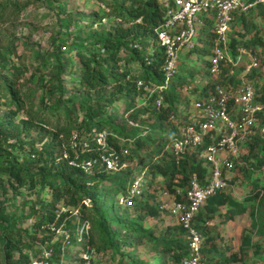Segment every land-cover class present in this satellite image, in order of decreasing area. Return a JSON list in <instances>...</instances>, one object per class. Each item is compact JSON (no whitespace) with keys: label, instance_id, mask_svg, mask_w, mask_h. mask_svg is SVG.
<instances>
[{"label":"trees","instance_id":"1","mask_svg":"<svg viewBox=\"0 0 264 264\" xmlns=\"http://www.w3.org/2000/svg\"><path fill=\"white\" fill-rule=\"evenodd\" d=\"M100 1L104 3L108 16L117 21V25L109 33L91 34L85 39H82L83 31L80 29L71 39L70 31L64 29L66 26L61 21V30L57 39H54L55 42L58 41L55 55L59 61L58 67L65 64L59 54L62 46H66V54L72 55L70 60H66L69 78L62 76V68L54 71L52 78L43 81L42 87L38 89L41 92L38 101L35 100L33 88L27 87V81L32 82L35 73L30 75L25 63H10L8 57L0 54V107L2 104L7 105L9 116L12 117L23 114L19 124L26 137H30L29 141L23 143L19 134L9 131L8 127L16 122L10 118L8 124V118H0V186L3 191L7 187L16 192L26 188L31 193L47 190L51 195L49 201H40L38 206L27 202L30 214L35 216L32 233L28 229H17L9 221L6 209L0 212L3 228L0 248L4 264H30V257L24 248L31 247L38 234L56 235L55 231L62 225L72 227L71 237L63 241V251L62 245L53 251L54 264H86L88 258L91 261L93 250L100 252L104 248L119 251V248L124 250L125 246L134 241L144 240L160 246L164 264H180L188 254L183 240L159 238L143 227H129L128 224L124 226L128 227L129 234L133 235L131 240L134 241H129L128 235L122 241L112 229L113 225H119L120 222L104 214L102 198L122 193L132 202L143 196L156 199L147 178L153 180L160 177L162 186L166 188L165 192L180 199L181 193L188 189L192 175L197 174L202 182L205 181L209 166L201 156L204 148L192 150L178 159L168 145L179 136V126L183 122L179 117L181 90H186L190 81H202V73L210 71L212 46L197 45L188 52L187 57L191 56V59L197 53L202 55L198 66L186 69L180 66L177 75L171 79L170 86L161 89L165 82L166 57L164 49L157 43L155 29L164 21L166 11L160 0ZM255 10L259 17L264 18V3H259L248 14L235 15L231 40L233 50L236 45L248 48L264 45V40L257 33L249 41L242 43L246 36L243 29L245 26L249 27L247 22ZM71 15L79 21H89L92 25L106 20L98 14L89 17L78 13ZM2 16L3 11L0 12V18ZM212 37L210 30L201 41L207 42ZM12 51L13 49L10 50ZM259 67L260 64L247 75L256 89ZM209 78L206 79L209 84L204 87V95L217 84L228 85L233 82L234 76L227 77L224 71L219 78ZM139 79L143 80L144 88H137L136 81ZM146 87L152 91H148ZM194 88L198 90L197 85ZM75 93H80L83 98L76 99ZM140 98L141 103L138 101ZM256 98L264 104V89L260 94L257 89ZM262 115L260 112L254 134L243 154V158L248 159V156L257 152L254 156L257 158L259 171L264 170V156L262 152L258 153L260 138L256 136L255 130ZM150 117H154L153 125L157 123V127L141 124L143 119ZM164 123L166 129L162 127ZM32 131H37L34 137H31ZM102 131L107 133L108 141L114 149L128 150L127 156L122 160L129 162L138 158L145 165V173L148 175L144 177L140 194L130 193L137 176L131 181L128 179V173L131 172L129 166L120 171H109L99 162L92 173L87 174L71 163L76 160V155L101 161L106 153L91 141V137ZM75 134L81 140L73 148L72 139ZM18 141L19 145L27 148V155L22 159L13 155ZM248 164L247 162L248 172L249 169L256 170L254 165ZM149 183L152 184V181ZM244 198V201H238L227 191H220L211 196L196 215V228L200 232L207 229L206 236L201 232L204 238L201 264L242 262L249 250L247 248L252 246V236L245 229L237 251L221 247L219 241H223V238L219 232L214 234L209 227L211 222L226 224L237 215L247 213L256 231L264 233V180L257 179ZM137 203L149 217L159 218L164 211L158 203ZM60 205L66 210L61 211ZM74 209L80 211L79 220L72 216ZM178 224L180 233L186 234L183 226L179 222ZM169 228L172 227H168L167 231Z\"/></svg>","mask_w":264,"mask_h":264},{"label":"rangeland","instance_id":"2","mask_svg":"<svg viewBox=\"0 0 264 264\" xmlns=\"http://www.w3.org/2000/svg\"><path fill=\"white\" fill-rule=\"evenodd\" d=\"M1 11H3V16L0 18V54L2 53V55L8 57L10 63H25L29 68L30 75L31 73H35L36 76L34 80H32V82L27 81V87H31L33 91H35L36 101L39 100L41 95L38 89L42 87L43 81L52 78L54 71L62 68V76L66 79L69 78V67L66 64V60H70L72 55L66 54V46H62L59 54L65 64L60 67H58L59 61L56 59L57 56L55 55L57 53L55 48L58 41L55 42L54 39H57L56 36L59 30H61V21H63L66 26L64 29L70 31L71 39L74 38L80 29L83 31L82 39H85L91 34L109 33L117 25V21L108 16L107 9L100 0H0V12ZM72 13H78L85 17L98 14L105 17L106 20L92 25L89 21H79L71 15ZM247 23H249V27L247 28L245 26L243 29V31L246 32V36L242 39V43L249 41L255 33L264 40V18L259 17L256 10L250 15ZM86 25H89V27ZM205 30H208V28ZM206 33L207 31L200 30L199 37L202 39ZM208 40L207 42L200 40L198 46H212V39ZM249 48L257 50L260 57V67L256 73L257 89L260 94L262 89H264V45L251 46ZM11 49H13L12 52H10ZM187 54L188 52L183 56V62L182 65H180L182 69L197 67L202 55L197 53L191 59V56L189 55L190 57H187ZM247 59V57H244L243 62ZM73 63L75 65L77 64V62ZM240 69L242 70L243 68ZM230 75L231 74H226L227 77ZM200 77H202L203 80L207 79L210 77V73L206 71L202 73ZM236 82L237 80L234 76L233 82L229 83L234 85ZM188 84V87L192 86L193 88L190 91H186L183 88L181 90L182 100L180 104L181 107L179 106V117L182 116L183 107L190 106L197 91L194 87L199 85L195 83L194 80L193 82L190 81ZM75 95H77L76 99L78 100L83 98V95L80 93H75ZM138 101L141 103L142 99L140 98ZM2 103H4V100H2ZM261 112L263 115L259 118L258 128L255 131L256 136L260 138L258 153L262 152L264 156V104L262 105ZM9 115L8 106L2 104L0 107V118L4 116L8 118V124L10 120L16 122V124L8 127L9 131L19 134L23 143L29 141L30 137H26L25 132L22 131L21 125L19 124L20 119L24 117V115L19 114L13 117ZM153 120L154 117L146 118L143 119L141 124H148L152 127L155 125L157 127V123L153 125ZM162 127L166 129V123L162 124ZM128 129L131 128L128 127ZM36 134L37 131H32L31 137H34ZM80 140L81 137H79L78 141ZM12 141L14 143L15 139ZM19 143L18 141L16 148L13 150V155L22 159L27 155V148L25 149L23 145H19ZM256 153L253 155L249 154L250 156L247 157L248 159L243 158V153L240 158L235 160L233 169L227 171L231 183L234 186V191L230 189L227 190V192L238 201H244L247 191L251 190L257 179L260 181L264 180V170L259 171L258 165H256L257 158L254 156ZM247 162L249 163L248 166L254 165L256 170L249 169L248 172V168L246 167ZM129 168L131 169V172L128 173V179L130 181L136 176L143 175L147 177L148 175L145 173V165L141 163L138 158H133L132 161H129ZM1 179L2 176L0 175V180ZM147 181L150 185L151 192L154 193L153 195L157 196L156 199L143 196L132 202L128 196L122 193L105 195L102 198L104 214L120 222L119 225H113L112 229L117 236L121 237L122 241H124L125 235H128L129 241H134L131 240L133 235L129 234L127 230L128 227L124 225L128 224L129 227H143L159 238L183 240L188 252L186 234L180 233V225L177 219L171 217L166 209H163L164 211L159 218L149 217L140 209V205L137 201H147L148 203H158L162 205L163 203L172 202L173 200V196L164 193L166 188L162 186V178L157 177L152 180L148 177ZM149 181H152V184H150ZM50 199L51 195L47 190L42 191V193H40V190L31 193L28 189L21 188L16 192L7 187V190L3 191L0 186V212L6 209L9 221L14 223L17 229H28L30 233L33 231L32 225L35 216L30 214V210L27 208V202H33L38 206L40 201L47 202ZM72 216L74 219L79 220L80 211H78L77 214L75 211ZM76 220L72 223H75ZM168 227L172 228H169L167 231ZM209 227L213 229L214 234L217 232L221 234L223 241H219L220 246L223 248L227 247L229 250L233 251L239 249L242 241V234L244 230L247 229L248 234L252 236V246L247 248L249 250L246 256L243 257L242 262H233L231 264H264V233L260 234L256 231L251 224L248 214L237 216L231 223L215 224L211 222ZM71 230L72 227L67 228L62 225L55 231L56 235H51L49 233L38 234V236L34 238L31 247L24 248V251L30 257V263L35 259H42L46 249L52 248L54 251L59 249V245H62L63 251V241L71 237ZM2 231L3 228L0 219V234H2ZM201 232L206 236L207 229L201 230ZM51 237H53L52 240ZM160 251L161 248L158 244L150 243L147 240L142 242L134 241L132 244L125 246L124 250H122V248H119V251L116 249L104 248L100 252L93 250L91 252V261L92 264H164L165 260ZM0 257V264H4L2 262L1 248ZM52 263L54 264V262ZM68 264L72 263L70 262Z\"/></svg>","mask_w":264,"mask_h":264},{"label":"built area","instance_id":"3","mask_svg":"<svg viewBox=\"0 0 264 264\" xmlns=\"http://www.w3.org/2000/svg\"><path fill=\"white\" fill-rule=\"evenodd\" d=\"M166 11L164 21L155 29L157 43L165 53V82L161 89H167L180 68L185 53L192 51L199 44V31H212V54L210 56V78H219L224 71L236 77V84H217L203 94L208 80L198 81V90L190 106L183 107L179 126V136L168 148L179 159L184 154L204 148L202 157L209 166V174L202 182L197 174L192 175L188 189L181 193V198L173 196L172 202L162 204L170 216L177 219L186 231L188 254L180 264H201L204 238L195 226V218L205 202L220 191H227L234 186L227 171H231L235 160L246 152L245 147L254 134L262 104L257 100V89L248 78L260 64L258 51L236 45L231 47L234 32L235 15L248 14L264 0H160ZM208 28V30H205ZM234 38H237L234 36ZM244 57L248 59L243 62ZM240 68H243L242 70ZM138 89L144 88L143 80H137ZM148 91H152L148 88ZM193 87L189 86L186 91ZM78 134L72 139L76 148ZM91 141L106 155L101 161L96 158H80L71 163L85 173H92L101 162L109 171H120L129 166L122 160L128 150H116L108 141L105 131L94 134ZM144 176L135 178L131 194L138 195L144 185ZM168 194L167 192H164ZM180 194V192H178ZM169 195V194H168ZM61 211L65 207L60 205ZM79 211L73 210V213ZM53 249L44 251V257L35 259L30 264H53ZM86 264H92L88 259Z\"/></svg>","mask_w":264,"mask_h":264},{"label":"crops","instance_id":"4","mask_svg":"<svg viewBox=\"0 0 264 264\" xmlns=\"http://www.w3.org/2000/svg\"><path fill=\"white\" fill-rule=\"evenodd\" d=\"M234 198H235V197H234ZM244 214H247V213H243V214H239V215H244ZM239 215H237V216H239ZM237 216H236V217H237ZM232 221H233V220H232ZM232 221H231V222H232ZM231 222H228V223H231Z\"/></svg>","mask_w":264,"mask_h":264}]
</instances>
